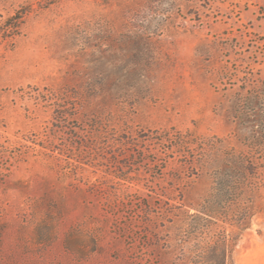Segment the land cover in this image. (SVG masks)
Masks as SVG:
<instances>
[{"label": "rangeland", "instance_id": "1", "mask_svg": "<svg viewBox=\"0 0 264 264\" xmlns=\"http://www.w3.org/2000/svg\"><path fill=\"white\" fill-rule=\"evenodd\" d=\"M0 264H264V0H0Z\"/></svg>", "mask_w": 264, "mask_h": 264}, {"label": "trees", "instance_id": "2", "mask_svg": "<svg viewBox=\"0 0 264 264\" xmlns=\"http://www.w3.org/2000/svg\"><path fill=\"white\" fill-rule=\"evenodd\" d=\"M12 20V19H11Z\"/></svg>", "mask_w": 264, "mask_h": 264}]
</instances>
